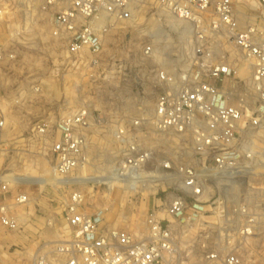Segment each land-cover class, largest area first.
Returning <instances> with one entry per match:
<instances>
[{
	"label": "built area",
	"instance_id": "1",
	"mask_svg": "<svg viewBox=\"0 0 264 264\" xmlns=\"http://www.w3.org/2000/svg\"><path fill=\"white\" fill-rule=\"evenodd\" d=\"M143 1L44 0V11L55 8L51 34L64 43L67 77L98 65L109 34L117 25L133 27ZM151 1L162 11L151 12L160 15L157 22L165 14L175 39L188 42L190 52L159 62L152 109L117 122L111 130L120 144L117 161L94 182L127 192L161 184L169 192L163 213H150L145 227L134 231L83 210L82 177L75 172L90 163L89 131L105 122L82 105L59 122L34 127L49 139L52 176L61 181L55 185H74L65 205L67 236L54 250L38 252L34 264H264L253 249L256 239H264L263 216L251 208L258 202L240 201L234 193L262 169L264 0H257L255 14L237 11L234 0ZM6 37H0V62L15 58ZM143 53L157 58L152 38ZM4 127L0 120V135ZM162 133L175 134L179 150L158 160L148 142ZM73 173L74 184L68 183ZM33 184L47 185L42 179ZM10 201L0 203V226L14 231L10 205L26 203L29 194L17 192Z\"/></svg>",
	"mask_w": 264,
	"mask_h": 264
},
{
	"label": "rangeland",
	"instance_id": "2",
	"mask_svg": "<svg viewBox=\"0 0 264 264\" xmlns=\"http://www.w3.org/2000/svg\"><path fill=\"white\" fill-rule=\"evenodd\" d=\"M234 1L242 13L255 14L252 9L261 8L257 0ZM43 4L44 0H0V37L6 40L9 35L15 51L13 60L0 62V120L5 123L0 135V203L10 204L17 192L29 194L26 203L10 205L18 228L7 231L0 226V264H34L38 252L54 250L67 236L65 205L74 185H55L61 181L52 176L50 142L34 130L38 123L59 122L82 105L96 109L105 122V127L96 125L89 131L90 163L75 172L82 177L78 188L85 194L82 207L87 214L99 212L110 226L140 231L150 213H163L162 202L169 193L154 182L127 192L120 186L97 187L94 181L117 161L120 144L111 130L117 122L152 109L159 93L155 78L159 62L176 53L189 54V43L179 44L165 14L157 22L160 15L151 12L162 13L161 9L144 0L136 8L133 27L117 25L109 34L99 64L74 69L70 78L64 43L51 34L55 8L44 11ZM150 38L157 58L143 53ZM176 143L172 133L148 142L158 160L178 151ZM260 161L261 173L248 175L234 193L240 201L258 202L251 208L264 220V156ZM71 178L68 183L74 184V173ZM40 179L47 185L33 184ZM256 240L253 249L264 255V239Z\"/></svg>",
	"mask_w": 264,
	"mask_h": 264
},
{
	"label": "crops",
	"instance_id": "3",
	"mask_svg": "<svg viewBox=\"0 0 264 264\" xmlns=\"http://www.w3.org/2000/svg\"><path fill=\"white\" fill-rule=\"evenodd\" d=\"M10 240V239H9Z\"/></svg>",
	"mask_w": 264,
	"mask_h": 264
}]
</instances>
